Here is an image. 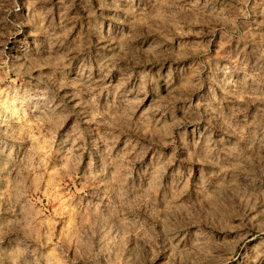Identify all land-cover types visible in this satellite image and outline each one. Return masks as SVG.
Returning <instances> with one entry per match:
<instances>
[{"label":"rangeland","instance_id":"1","mask_svg":"<svg viewBox=\"0 0 264 264\" xmlns=\"http://www.w3.org/2000/svg\"><path fill=\"white\" fill-rule=\"evenodd\" d=\"M0 264H264V0H0Z\"/></svg>","mask_w":264,"mask_h":264}]
</instances>
